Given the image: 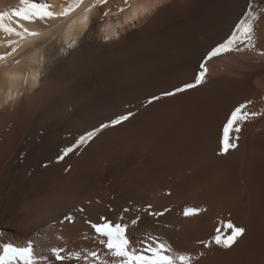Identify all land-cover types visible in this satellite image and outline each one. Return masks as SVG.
Instances as JSON below:
<instances>
[{
  "label": "bare ground",
  "instance_id": "bare-ground-1",
  "mask_svg": "<svg viewBox=\"0 0 264 264\" xmlns=\"http://www.w3.org/2000/svg\"><path fill=\"white\" fill-rule=\"evenodd\" d=\"M47 2L60 11L70 0ZM130 3L120 13L124 0H109L108 17L98 6L86 25L71 30L70 21L28 24L44 35L0 62L8 65L0 66V244L33 241L38 264H61L52 248L64 249V256H104L88 221L106 217L130 225L137 249L151 233L191 254L194 264H264V115L243 124L235 150L218 154L223 124L236 106L251 101L250 111L264 112V18L256 26L255 51L213 58L203 85L167 97L163 93L194 80L249 0ZM255 5L264 7V0ZM20 6V0H0V14ZM82 15L77 10L72 19ZM7 39L0 33V55L10 51ZM155 95L162 99L145 106ZM129 111L135 115L128 122L56 163L79 135ZM148 205L169 211L156 219L137 211ZM185 208L205 211L185 216ZM65 214L74 222H62ZM228 221L245 229L237 243L204 247L201 241Z\"/></svg>",
  "mask_w": 264,
  "mask_h": 264
},
{
  "label": "snow or ice",
  "instance_id": "snow-or-ice-1",
  "mask_svg": "<svg viewBox=\"0 0 264 264\" xmlns=\"http://www.w3.org/2000/svg\"><path fill=\"white\" fill-rule=\"evenodd\" d=\"M108 3L109 0H93L92 3H88L87 0H70L60 11H55V6L48 3L47 0H20V7L15 8L10 13L0 14V33L10 38L6 41L10 51L0 55V62H4L8 57L14 56L22 46V42L31 44L44 35L42 32L33 30L26 25L39 22L45 27L50 28L51 22L53 21H70L67 24V28L71 30L76 24L86 25L88 22V14L98 6L103 9L102 16L108 17L109 10L104 7ZM124 3L126 7L118 8V12L123 13L132 8L130 0H124ZM77 10L83 12L82 17L72 19L73 14ZM262 18H264V7L258 8L255 5V0H249L246 11L234 25L230 35L207 53L206 59L199 65V70L194 80L178 86L173 90L166 91L163 93V96H176L203 85L206 82L209 71L207 63L213 58L230 52H240L242 50L255 51L257 39L256 26ZM11 37H15L16 39H11ZM110 38V36L105 37V39ZM74 46L75 40L73 39L68 44V47L72 48ZM259 55L264 56V51H260ZM14 63L19 64L20 61L15 60ZM0 66L8 67L6 63L0 64ZM15 78V76L9 77V79ZM33 80L35 82V77H33ZM25 83H27L26 80ZM8 99L11 100L13 97L9 96ZM160 99H162L160 95L152 96L146 101L145 106ZM251 103V101H246L236 106L230 112L222 127L219 155H227L229 151L235 150L238 147L237 142L240 139V133L244 123L249 122L257 116L264 115V112L250 111L249 106ZM134 115V112H125L79 135L73 143L60 150L59 155L56 157V163L64 161L72 153L78 154L79 150L87 147L104 130L121 126L125 122H128ZM151 207V205H148L147 208L142 210L137 209V211L147 212L154 219L163 216L166 211H169V209H165L162 212H155L150 210ZM77 211L83 213L85 210L78 208ZM129 211L131 209H124L126 213ZM201 211L205 210L185 208L184 215H195ZM120 219L123 220V216ZM139 221L140 216L138 215L135 219L131 220L130 224L132 227H135ZM62 222H74V216L65 214ZM88 223L90 228L94 230L96 236L100 238L99 243L105 246L106 252L104 256H101L97 251H88L83 257L85 264H194V257L191 254L174 250L169 243L159 237L153 236L151 233H145V238L140 242V248L137 249L131 243L128 235L130 225L127 223H114L106 217H100V222L98 223L91 221H88ZM225 228L229 232H224L223 229ZM244 233L245 229L243 227H238L231 221L227 223L222 222L221 226L215 229V235L210 240L201 241V243L206 248H210L215 244L220 248L230 249ZM50 251L55 261L61 262V264L65 259L74 258L77 261L81 260L80 253H71L68 256H64L61 254L64 251L62 248H52ZM203 255L204 253L198 254V256ZM0 264H38V261L33 247H17L11 243H2L0 244Z\"/></svg>",
  "mask_w": 264,
  "mask_h": 264
},
{
  "label": "rangeland",
  "instance_id": "rangeland-1",
  "mask_svg": "<svg viewBox=\"0 0 264 264\" xmlns=\"http://www.w3.org/2000/svg\"><path fill=\"white\" fill-rule=\"evenodd\" d=\"M1 229V228H0ZM0 232H3L2 230H0ZM87 236L85 235V238H86ZM31 242H33V241H31ZM83 248V250H84V247H82ZM85 254H86V252L83 254V256H85ZM80 261V262H79ZM78 262L81 264V263H83V262H85L84 261V259H83V257H81V260H79ZM82 261V262H81ZM83 264H85V263H83Z\"/></svg>",
  "mask_w": 264,
  "mask_h": 264
}]
</instances>
